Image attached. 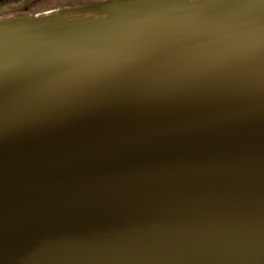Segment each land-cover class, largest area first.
<instances>
[{
	"label": "water",
	"instance_id": "obj_1",
	"mask_svg": "<svg viewBox=\"0 0 264 264\" xmlns=\"http://www.w3.org/2000/svg\"><path fill=\"white\" fill-rule=\"evenodd\" d=\"M0 264H264V5L0 21Z\"/></svg>",
	"mask_w": 264,
	"mask_h": 264
},
{
	"label": "flooded vegetation",
	"instance_id": "obj_2",
	"mask_svg": "<svg viewBox=\"0 0 264 264\" xmlns=\"http://www.w3.org/2000/svg\"><path fill=\"white\" fill-rule=\"evenodd\" d=\"M104 0H0V21L42 17L64 8L79 7Z\"/></svg>",
	"mask_w": 264,
	"mask_h": 264
},
{
	"label": "snow or ice",
	"instance_id": "obj_3",
	"mask_svg": "<svg viewBox=\"0 0 264 264\" xmlns=\"http://www.w3.org/2000/svg\"><path fill=\"white\" fill-rule=\"evenodd\" d=\"M190 4H195L201 2V0H187ZM203 2L208 4H218V3H232L234 0H203ZM257 2L261 5H264V0H257Z\"/></svg>",
	"mask_w": 264,
	"mask_h": 264
}]
</instances>
